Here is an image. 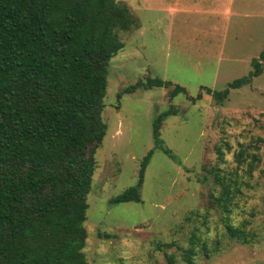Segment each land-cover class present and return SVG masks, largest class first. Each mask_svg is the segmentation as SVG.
I'll use <instances>...</instances> for the list:
<instances>
[{
	"label": "rangeland",
	"instance_id": "374dc122",
	"mask_svg": "<svg viewBox=\"0 0 264 264\" xmlns=\"http://www.w3.org/2000/svg\"><path fill=\"white\" fill-rule=\"evenodd\" d=\"M116 1L139 28L119 33L123 48L108 65L101 115L107 129L83 223L86 261L264 264V63L222 104L201 90L221 91L252 71L264 47V0ZM147 78L182 86L193 98L203 94L192 103L187 95L169 99L171 88H154L117 99ZM166 110L174 112L160 128L167 153L152 137ZM151 150L141 201L110 204L137 184ZM252 155L258 160L250 171Z\"/></svg>",
	"mask_w": 264,
	"mask_h": 264
},
{
	"label": "trees",
	"instance_id": "16d2710c",
	"mask_svg": "<svg viewBox=\"0 0 264 264\" xmlns=\"http://www.w3.org/2000/svg\"><path fill=\"white\" fill-rule=\"evenodd\" d=\"M137 28L116 0H0V264H89L83 223L107 129L101 115L108 65L123 48L119 33ZM263 63L264 47L247 76L221 91L201 90L222 104L230 90L259 76ZM154 88H171L169 99L187 95L182 86L147 78L117 99ZM202 94L187 98L195 103ZM173 114L159 113L152 126L154 146L165 153L160 128ZM152 152L141 161L137 184L110 204L141 201ZM251 157L250 171L258 160ZM236 184L224 186L222 196Z\"/></svg>",
	"mask_w": 264,
	"mask_h": 264
}]
</instances>
